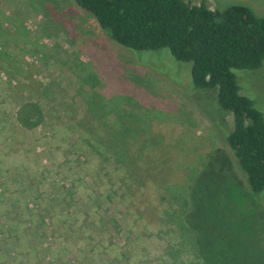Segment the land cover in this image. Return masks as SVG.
I'll return each mask as SVG.
<instances>
[{
    "label": "rangeland",
    "instance_id": "obj_1",
    "mask_svg": "<svg viewBox=\"0 0 264 264\" xmlns=\"http://www.w3.org/2000/svg\"><path fill=\"white\" fill-rule=\"evenodd\" d=\"M188 1L212 10L244 5L264 17V0ZM0 42L7 47L0 52V223L8 222L5 210L14 205L18 210L9 215L22 226L32 223L27 189L47 199L66 197L48 219L61 225L56 233L36 226L20 248L23 241L0 230V264H206L195 255L198 234L184 220L197 192L216 193L203 213L225 230L214 233L264 261V199L254 196L227 143L233 114L221 109L217 89L194 87L192 63L177 61L166 48L119 44L75 0H0ZM235 74L264 115V61ZM23 100L41 103L59 120L22 132L16 111ZM87 109L94 116L98 110L114 131L110 139L120 121L124 134L136 135L128 141L129 156L136 143L149 142L141 155L157 160L159 180L141 187L133 203L106 197L119 189L116 175L124 168L104 164L102 154L82 153L88 149L77 121ZM171 187L185 199L165 200Z\"/></svg>",
    "mask_w": 264,
    "mask_h": 264
},
{
    "label": "trees",
    "instance_id": "obj_2",
    "mask_svg": "<svg viewBox=\"0 0 264 264\" xmlns=\"http://www.w3.org/2000/svg\"><path fill=\"white\" fill-rule=\"evenodd\" d=\"M75 2L91 13L114 41L135 51L166 48L177 61L192 63L191 78L196 89L218 90L217 97L221 109L225 113H232L234 118V129L227 135V143L245 172L254 196L260 200L264 199V115L255 106L254 101L242 93L235 74V70L252 71L263 65L264 17L257 16L251 8L244 5L212 10L205 3L193 5L188 0H75ZM0 44V52L3 53L7 47L2 42ZM53 114L46 113L39 102L23 100L18 105L16 121L22 132L34 130L40 125L47 124L48 120H59V116L54 117ZM98 115V110L94 116L92 111L87 109L80 121H77L82 124L84 146L88 149L82 153L102 154L104 164L110 166L111 163L115 168H124V173L115 174L121 178L119 189L116 190L114 187L106 197L108 196L109 200L114 196L123 199L129 197L133 203L135 194L141 187L147 182L159 180L158 173L154 171L159 165L155 158L145 159L141 155V151L144 152L149 144L146 140L141 144L136 143L137 153L129 156L128 141L131 138L135 139L136 135L124 134L123 123L120 121L114 126L115 137L110 139L109 134L114 131H111L110 126L108 127ZM73 126L74 124L70 127L71 130L75 128ZM110 140L112 142H109ZM204 175L209 179L208 182L214 179L211 173ZM120 190L123 192L120 193ZM25 192L28 195L25 202H32V207L28 204L25 206L32 223L29 226H22L17 218L9 215H12L10 209L18 210L15 205L9 206L13 203L5 210L8 222L3 225L0 223L1 228L3 227L0 230L6 235L23 241L20 248L25 247L27 235L36 226L51 234L56 233L61 225L56 222L54 225L52 221L50 224L48 219L55 218L52 213L53 206H60L66 198L59 193L47 199L44 192H40L39 189L35 191L27 189ZM203 193L205 192L192 195L193 208L184 216L185 222L190 228L194 227L193 231L198 234L195 255L206 264H264V261H254L253 256H246L248 250L243 244L230 242L223 233L219 235L217 232L214 233V229L225 230H219L215 221L206 220L203 213L205 209H212L211 199H214L216 193L209 192L205 195ZM206 195L207 199L204 197ZM44 197L50 202L47 204L52 206L51 209L42 207ZM185 197L183 191L171 187L168 188L164 199L170 201ZM14 201L17 202L15 199ZM202 201L208 202L202 204ZM62 218L63 216L58 214V223L63 221ZM115 218L113 215L111 221L113 222ZM100 220L106 223L103 218Z\"/></svg>",
    "mask_w": 264,
    "mask_h": 264
}]
</instances>
